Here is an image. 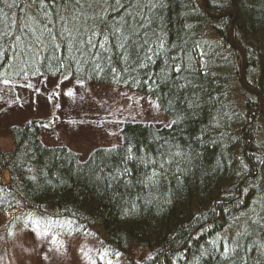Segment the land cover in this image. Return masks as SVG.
I'll use <instances>...</instances> for the list:
<instances>
[{"label": "trees", "instance_id": "obj_1", "mask_svg": "<svg viewBox=\"0 0 264 264\" xmlns=\"http://www.w3.org/2000/svg\"><path fill=\"white\" fill-rule=\"evenodd\" d=\"M46 2L55 23L48 27L58 32L57 12L71 20L73 6ZM146 2L86 9L90 18L76 22L86 36L93 27L106 31L101 14L131 25L109 35L98 59L89 54L94 49L81 56L63 47L51 57L21 56L36 51L35 38L48 23L44 10L40 0H0V30L8 33L0 41V84L75 77L145 96L171 120L166 127L124 123L116 145L96 147L85 161L67 148L44 146L38 121L14 127L13 149L0 148L6 234L20 227L87 239L107 264H264V212L260 220L255 214L264 207V0H206L210 14H234L218 19L201 0H153L151 10ZM243 71L250 91L241 84ZM129 147L133 160L126 161ZM177 152L178 164H165L158 183H149L153 166L137 157L157 161L159 172ZM125 167L128 174L117 176ZM132 252L140 256L132 260Z\"/></svg>", "mask_w": 264, "mask_h": 264}, {"label": "rangeland", "instance_id": "obj_2", "mask_svg": "<svg viewBox=\"0 0 264 264\" xmlns=\"http://www.w3.org/2000/svg\"><path fill=\"white\" fill-rule=\"evenodd\" d=\"M208 14L210 18L218 16ZM31 121H38L44 146L67 148L77 152L82 161L96 147L116 145L124 123H150L155 127L171 124L170 118L154 102L120 87L82 83L75 77L67 80L33 77L2 82L0 148L10 152L12 129ZM260 198L264 201V195ZM255 211L256 208L252 213ZM257 212L256 219L260 220L264 207ZM8 221L0 214V264H107L95 257L97 245L87 239L67 237L49 229L22 231L20 227L7 235ZM131 255L132 260L140 256L136 252Z\"/></svg>", "mask_w": 264, "mask_h": 264}, {"label": "snow or ice", "instance_id": "obj_3", "mask_svg": "<svg viewBox=\"0 0 264 264\" xmlns=\"http://www.w3.org/2000/svg\"><path fill=\"white\" fill-rule=\"evenodd\" d=\"M134 2V0H133ZM93 3H99V4H104L107 5L110 8H113V10H118L121 7H124L120 3V0H115V6L109 4V0H59V7H67L68 4H71L73 6V14L71 17V20L68 18L60 15L57 12V19L61 22L60 29L58 32H54L52 28H49L48 25L52 24L53 27H55V23L52 20V18L49 16L47 12V7L48 4L46 0H40V7L42 10H44V18L47 20L48 23L44 24L43 29L41 30L40 36H37L36 43V51L35 52H28L24 51L21 52V56L25 55H32L33 57H38L39 55L43 54L45 51L48 52V56H55L58 52H60L61 47L64 48L66 52L69 53H79L81 56L84 55L85 51L92 50L94 49V52H89L90 55L98 58V59H103V53H106L108 51V48L106 47V42L108 40L109 35L115 37L117 32L120 31L121 27H124L125 29H130L131 25L128 23V20L125 19L123 20V24H120L116 21L110 22L107 17L103 14H101L100 19H101V24L104 30L106 31H98L95 27H93L90 31V35H85V31L83 30V25H77V21L84 20L85 22L87 19L90 17L87 16L86 9L92 7ZM53 6H57V0H52ZM132 3L130 2L128 7H131ZM145 7H148L149 10L154 6L153 0H147V2L144 5ZM160 7L163 5L160 4ZM106 11V9H105ZM127 16L135 20V17L131 12H127ZM143 20L144 18L141 17L140 21V26H143ZM46 34V36H45ZM8 36V33L3 32L0 30V41L4 40ZM57 37H59V42H57ZM19 39V37H17ZM122 41H127L128 36L123 35L120 37ZM83 45H86L87 48L85 49L82 47ZM3 45L0 44V48H2ZM119 47H125V43H121ZM47 58V57H46ZM57 59H60V57H56ZM69 59L74 60L75 55H70L69 57H66ZM111 59V57H108ZM78 62V61H77ZM0 67H2V62H0ZM96 68H99L100 65L97 63L95 64ZM115 71V69H113ZM5 84H7V81H4ZM68 94H71L70 92ZM114 149H108L106 151L111 152ZM181 153L177 152L173 154V159L171 160H164L163 162H160L159 168L160 171L155 170V165L157 164V161L152 160L150 158H143V157H137L140 159L141 163L145 164V166H148V164H151L153 166V171L151 174H146V179L149 183L153 184L155 186L156 183H158L159 178L163 176L164 173V168L165 164L171 165L172 163H177L178 161L175 160V157L180 156ZM126 161H131L133 160V155H132V149L131 147L128 148V154L124 157ZM130 170L125 167L123 172H120L119 170L117 171V176L120 175H126L128 174ZM115 178V177H113ZM31 179H35V177H31ZM2 190V189H0ZM135 207V205H133ZM33 223H38V221L34 220ZM44 235H47V233H44ZM37 236H40V233H37ZM105 255L107 253L105 252Z\"/></svg>", "mask_w": 264, "mask_h": 264}, {"label": "water", "instance_id": "obj_4", "mask_svg": "<svg viewBox=\"0 0 264 264\" xmlns=\"http://www.w3.org/2000/svg\"><path fill=\"white\" fill-rule=\"evenodd\" d=\"M202 5H203V7H204L205 13L208 14L206 0H202ZM230 15H234V14L226 13V14H222V15L214 16L213 18L218 19V18H220V17L230 16ZM233 27H234V23H233V25L231 26V29H230V31H229V37H230V40H231V33H232V29H233ZM231 42H232V45L235 46L232 40H231ZM235 47H236V46H235ZM238 50H239V49H238ZM239 51H240V50H239ZM240 52H241V51H240ZM241 53H242V52H241ZM242 54H243V53H242ZM243 56H244V54H243ZM245 66H246V60H245V57H244V67H245ZM243 70H244V69H243ZM243 80H244V71H243V73H242L241 84H242V86L244 87V89H246L247 91H250V90L245 86ZM252 92H253V91H252ZM253 93H254V92H253Z\"/></svg>", "mask_w": 264, "mask_h": 264}]
</instances>
